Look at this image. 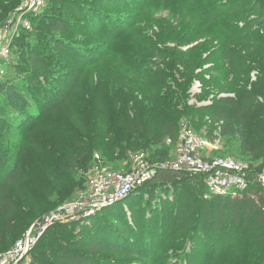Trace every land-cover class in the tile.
<instances>
[{"label":"rangeland","instance_id":"rangeland-1","mask_svg":"<svg viewBox=\"0 0 264 264\" xmlns=\"http://www.w3.org/2000/svg\"><path fill=\"white\" fill-rule=\"evenodd\" d=\"M72 9L90 22L76 17ZM0 14H7L4 20L0 18V33L6 32L11 50L10 62L0 63V72L5 74H0V82L10 77L26 79V70H32L31 52L58 56V67L51 74L60 80L47 83L39 78L47 86L45 105L50 106L43 108L45 113L28 131H6L2 126L0 136L7 142L0 141V146L8 155L0 160V179L14 157L20 159L25 173L20 184L8 187L6 194L16 210L10 215L0 212V254L7 253L36 221L86 193L90 179L87 175L81 178L78 168L92 163L96 154L103 156L106 166L122 173L133 168L130 151L144 153L150 166L166 162L168 147L153 144L146 133L131 135L127 131L126 118L145 111L146 106H154V110L143 114L145 120L166 117L179 125L189 123L218 146L213 155L247 161L255 174L264 168V151L253 157L243 153L239 121L229 134L223 122L213 121L216 102L223 95L236 98L245 89L256 95L255 113L264 112V88L252 86L254 73L255 82L264 85V0H0ZM56 23L63 25L60 32L54 28ZM199 34L202 40L198 44L181 42ZM59 41L69 47L64 53L57 52ZM212 71L216 76L210 81L206 76ZM170 72L179 81H190L184 107H170V98L157 96L144 80L149 75V81L156 82L154 75ZM193 79L203 84L194 103ZM168 80L175 89L171 78ZM172 109L190 110V114L181 116ZM260 119L259 129L249 132L264 145V114ZM111 142H115L112 151ZM124 150L129 151L126 157ZM133 196L135 201L121 203L107 214L80 220L71 227L72 234L85 242L94 237L115 241L120 233L111 228L116 222L114 210L130 216L129 210L139 205L147 218L136 224L138 228L151 221L160 223V231L163 228V237L159 233L153 236L158 242L155 260L132 256L126 249L107 251L105 257L115 264H255L264 257L261 248L256 253L257 243L242 239L246 230L233 229L227 221L221 230L210 226L204 230L207 226L199 218L198 196L187 186L146 187ZM57 197L63 201L57 202ZM181 211L186 213L184 218L177 217ZM102 215L106 216L99 222ZM59 223L48 227V236L21 264H30L33 258L52 261L57 252L48 246ZM76 238L63 236L59 241ZM231 241L240 243L234 247Z\"/></svg>","mask_w":264,"mask_h":264},{"label":"trees","instance_id":"trees-1","mask_svg":"<svg viewBox=\"0 0 264 264\" xmlns=\"http://www.w3.org/2000/svg\"><path fill=\"white\" fill-rule=\"evenodd\" d=\"M72 10L74 11L73 14H75L76 17L83 18L87 20L88 23L90 22L87 16L81 15L79 11L75 9ZM6 16L7 14H0L1 20H4ZM98 20L103 22L102 18H99ZM54 26L55 30H59L57 32H60L63 28V25L59 23H56ZM91 26L93 27V25ZM262 28L264 29V24L262 25ZM184 40L185 39H181V42L187 44L188 46H192L194 44H198V42L202 39L201 34H199L188 41L185 40V42H183ZM56 48L57 52L60 53H64L65 50L67 51L69 49L66 44H63L60 41L56 42ZM225 51L227 52V50ZM28 61L32 70H26V79L17 81L16 79L10 77V79L6 78V80L0 82V132H3V124L8 128L6 131L9 129L16 132L28 131V129L31 128L37 119H39L41 115L45 113V111L43 112L42 110L46 106L45 96L47 90L45 89H47V86L42 85L39 81V78H45L47 83L48 81L50 83L57 81L60 82L57 77H53L51 74L58 67V56H52L47 52H45L44 55H41L38 52H31L29 54ZM205 68H208L207 65L203 69L205 70ZM210 74L207 75H210L211 81L214 79L216 74L213 71ZM4 76L5 74L2 77ZM148 76L149 75L144 77L145 82L149 83V86L153 88V91L156 92L157 96H161L162 94V98H170L167 102L169 105L172 104L170 107L175 108L180 104H182L183 107L185 106L186 92L190 83L189 80L179 81L173 77L172 72L169 74L162 73L154 75L155 78H157L156 82H150ZM168 77L171 78V81H173L172 83L175 89H173L170 83H168L170 82ZM186 77L187 76H184L183 78ZM252 86L257 89L264 88V85L260 82H254ZM61 88L62 87L59 89ZM243 92L244 93L240 95L238 93L236 98L219 99L216 102L217 115L213 117V121L223 122L226 126V132L228 134L232 132L231 130L233 129L234 122L239 121L241 128H239L238 132L243 153L251 155L252 157L260 156L264 151V145L262 143H257L254 140L255 137L250 135L249 131L252 130L255 132L259 129L258 124L261 120L260 115L264 114V112L255 113V111L252 109V105L256 102V95L252 91H246V89ZM149 110H154V106H146L145 111L141 110V113L136 112L133 117H127V131L131 135L134 133L135 135L146 133L147 139L152 141L153 144H159L168 147L169 150L164 157L166 159L165 161H167L171 158L172 153V147L167 145V141L169 139L175 141L178 138L180 125L177 123V121L168 120L166 117H154L153 120H145L143 118L145 117L143 114L147 113ZM173 112L178 113L181 116L190 114V110L186 109L182 112L176 111L174 109ZM0 141L7 142V139L1 135ZM114 144L115 142L109 143L108 147L111 151L114 150ZM126 152V150L123 152L125 157L128 156L127 154L129 151L127 153ZM130 153L132 152L130 151L129 154ZM7 155L8 153L2 151L0 146V160L3 161V158ZM93 163L94 158L92 159V163L89 165H80L79 168L77 167L78 164L76 163L74 169L77 172L78 168V172L82 178V176H85V174L91 169ZM6 168L8 170L6 175L0 179V193H2L0 196V212L5 215H10L16 210V208L14 203L8 199V196L6 195L7 190L10 186H16L20 184V179L22 174L25 173V169L23 164H21L20 159L15 157L13 159L10 158V163L6 165ZM179 184L187 186L191 191H193L195 196H198L200 205L197 206L201 207L199 218L207 226V229L206 227H203L204 230H208L209 226L211 229L216 227L217 230H221V225L227 221L230 223L229 225H231V228L233 229L235 226H238V228L246 230V235L242 239L246 241L249 239L251 243H257L254 245L256 253L259 252L260 248V251L264 250V188L257 185L256 183L251 184L243 191H234L228 196H218L213 197L211 200H205L204 195L206 194L207 189L202 177L186 172L158 170L153 180L137 188L127 199L118 202L96 213L95 215L99 216L101 214L104 215V213L107 214V212H110L113 208L118 207L121 203H126L131 200L135 201V197L133 195L137 192L140 193L143 188H167L170 186L174 187ZM70 191H72V189H70ZM69 194L70 193L68 192V195ZM56 201L62 202L63 200L61 197H57ZM129 206L131 208V205ZM191 207L193 208V205ZM118 211L116 212L114 210L116 215L113 218L117 223L115 222L116 225H114L115 223H112L111 225V228L115 230L116 234L120 233L118 239L115 241H99L98 238L94 237L93 239L89 238L88 241L85 242L82 239L76 238V234H72L71 231V227L75 224L78 226L79 221L68 224L59 223L55 225L56 228H59V231L54 235L52 234V242H50L48 246L53 253L55 251L57 252L54 254L52 261H46L45 263L33 258L30 264H115L110 259L105 257V253L107 251L120 252L121 249L128 250V253L132 256L138 255L144 260L147 259L153 262L155 260V252L157 250L156 246H158V242L153 240V236L160 234L163 237L164 235V232L162 231L163 228L160 231V223L154 224L151 221L143 228H138L137 225L147 218V214L141 215V208L139 205L133 210L132 208L129 210L131 213L130 216L129 214H124L123 210L121 211L118 209ZM189 211H191V209H189ZM103 215L98 219L99 222L105 218L106 215ZM185 216L186 213L184 211H181L177 214V217L179 218H184ZM184 220L186 221L188 219L186 218ZM119 223L125 225L126 229H118ZM87 233H90L89 230ZM47 236L48 232L44 234L42 239L33 248L31 253L41 242H43V240H45ZM63 236H75L76 239H72L69 242H60L59 240H61ZM231 243L234 247H238L240 242L231 241ZM25 260H23L21 263H23ZM254 263L264 264V257L259 259L257 258Z\"/></svg>","mask_w":264,"mask_h":264},{"label":"built area","instance_id":"built-area-1","mask_svg":"<svg viewBox=\"0 0 264 264\" xmlns=\"http://www.w3.org/2000/svg\"><path fill=\"white\" fill-rule=\"evenodd\" d=\"M5 39L6 32L0 33V63L8 64L11 50L9 41ZM0 74L3 76L4 72L1 71ZM206 77L210 80V76ZM255 80L254 73L252 82ZM202 87L200 80L194 81L191 89L192 103L196 101V96L202 93ZM227 96L229 95H223L222 98ZM167 145L172 147L171 158L153 166L146 162L144 153H131L133 168L129 173L117 172L106 166L101 155L96 154L90 173L85 174L90 179L86 193L77 201L36 221L7 253L0 254V264H20L29 257L50 225L85 219L83 216L99 204L115 197H124L153 180L158 170L186 172L202 177L207 189L205 200L228 196L234 191H243L254 183L264 188V168L255 174L251 163L247 161L213 155L219 150L218 146L196 132L189 123L181 124L178 138L175 141L169 139ZM254 174L255 178L251 181L250 178Z\"/></svg>","mask_w":264,"mask_h":264},{"label":"water","instance_id":"water-1","mask_svg":"<svg viewBox=\"0 0 264 264\" xmlns=\"http://www.w3.org/2000/svg\"><path fill=\"white\" fill-rule=\"evenodd\" d=\"M136 189H137V188H136ZM136 189H135V190H136ZM135 190H134V191H135ZM132 192H133V191H132ZM132 192H131V193H132ZM131 193H128V194L125 195L124 197H115V198L110 199L108 202H105V203H101V204H99L98 206L94 207V209H92L91 211H89L88 213H86V214L83 216V218H86V217H89V216H93V215H95L96 213H98V212H100V211H102V210H104V209H106V208H108V207H110V206H112V205L118 203V202H121V201L127 199V198L131 195ZM76 222H77V221H76Z\"/></svg>","mask_w":264,"mask_h":264}]
</instances>
